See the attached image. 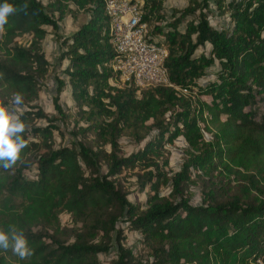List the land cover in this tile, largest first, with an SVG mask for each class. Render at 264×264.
Returning a JSON list of instances; mask_svg holds the SVG:
<instances>
[{
	"label": "trees",
	"instance_id": "trees-1",
	"mask_svg": "<svg viewBox=\"0 0 264 264\" xmlns=\"http://www.w3.org/2000/svg\"><path fill=\"white\" fill-rule=\"evenodd\" d=\"M165 1L147 0L143 20L163 39L170 86L137 94L132 86L109 85L117 55L102 0H55L48 7L7 0L16 11L0 31V98L8 104L14 93L23 95L28 146L13 168H0V229L23 230L33 254L20 260L0 249V264H143L122 244L127 231L151 244L145 264H264V0H189L168 22ZM77 12L88 19L59 37L67 66L51 118L36 104L49 66L42 44L46 28L57 36L58 23ZM216 16L227 21L214 27L209 18ZM24 36L28 47L18 44ZM66 87L72 109L59 104ZM176 89L196 94L179 96ZM56 132L68 138L59 147ZM179 137L186 160L163 197L167 177L157 158L166 163L162 150ZM121 138L142 146L125 157ZM135 171L145 172L139 180L146 201L138 205L121 180ZM242 171H255L248 178L258 197H246V186L231 188L246 179ZM192 174L206 177L197 205L187 191ZM223 174L226 181L216 179ZM62 214L73 227H61ZM111 253L110 261L100 260Z\"/></svg>",
	"mask_w": 264,
	"mask_h": 264
},
{
	"label": "rangeland",
	"instance_id": "rangeland-1",
	"mask_svg": "<svg viewBox=\"0 0 264 264\" xmlns=\"http://www.w3.org/2000/svg\"><path fill=\"white\" fill-rule=\"evenodd\" d=\"M43 5L49 6L51 5L55 0H40ZM189 0H166L163 3V8L165 11V14L167 16V22L171 20V14L173 10H182L188 5ZM216 11L215 13H217ZM227 16L223 17H218L209 20L211 21V24L214 27H219L223 22L227 21ZM87 15L82 14L77 12L76 17L72 18L71 16H68L64 18L62 21L58 23L59 30L57 31V36L54 35V33L51 31L50 28H46L48 31V36L45 38L42 44V48L44 50L45 57L47 61L49 62V66L47 69V74L46 76L41 80V89L39 92V98L36 101V104L48 115V117H53L55 116V111L52 103V99L54 97V92L56 89V82L60 78H64L63 71L67 66V62L60 61V55L63 50L62 46V40L59 39V37L67 38L70 35H72L74 32L78 30V28L85 24L87 21ZM188 22V21H187ZM184 27V26H183ZM181 27V30H184V28ZM18 44H22L25 47H28L31 42V38L29 37H21L18 40ZM208 50V49H207ZM176 92L179 96H185V97H191L196 94L195 89H176ZM59 104L61 105L62 108L64 109H69V108H74V100L70 95V90L68 87H66L61 93L59 97ZM23 110V109H22ZM21 112H18L17 114L19 115ZM37 125H45V122L43 121H37ZM83 126V125H81ZM73 127V124H69L66 126V128H62V132L65 133V136L68 135V133L71 132ZM204 138L207 142L212 141L211 139V134L203 131ZM93 135H88L87 138L89 140H92L93 142ZM55 146L59 147L68 138L65 140L61 139L57 132L55 133ZM120 144H121V151L123 155L128 156L132 153H134L138 148L142 145H134L130 140L126 138H121L120 139ZM107 150H109V147H105ZM186 144L184 140L179 137L175 139L171 144L166 145V148L162 150V154L164 157L167 158V162L163 163L161 158H157V163L160 165V170H162L167 177V180L163 183L161 189H160V194L163 197H170L172 193L171 189V180L173 176L178 173L181 170V166L183 162L186 160V155L184 153L186 149ZM103 170H105V167H103ZM151 170V169H149ZM193 170H190L192 172ZM243 176L246 177V179H240V181L232 182L231 183V188L235 189L237 186H246V197H258V193L251 187L250 184V179L248 176L250 175H255V171H247L244 172L242 171ZM145 174L144 171H135L133 175L131 173L127 172L124 177L121 178L124 187L128 190L129 192V201L132 204H143L146 201V194L142 191L141 184L139 177H143ZM216 174V173H215ZM225 179H223V178ZM216 178L217 180H223L226 181L227 176L223 174ZM257 178V177H256ZM206 180V177H201L200 179L195 176L191 175V182L192 183H187V191L191 193L193 196L191 198V203L194 205H197L200 203V190L203 186V182ZM219 181L217 182V185L220 186ZM240 182V183H239ZM238 184V185H237ZM260 186L264 187V181H260ZM248 190V191H247ZM60 223L61 227L63 228H71L74 226L73 224V219L67 215V214H62L60 216ZM124 240H123V245L125 248H129L132 250L134 254V261L139 262V263H148L151 260V244L144 242V236L141 233H135V232H125L124 234ZM154 243H156L154 241ZM156 245V244H155ZM156 248H158L156 246ZM114 253H111L110 255L107 256H101L100 260L102 262H108L112 259Z\"/></svg>",
	"mask_w": 264,
	"mask_h": 264
},
{
	"label": "built area",
	"instance_id": "built-area-1",
	"mask_svg": "<svg viewBox=\"0 0 264 264\" xmlns=\"http://www.w3.org/2000/svg\"><path fill=\"white\" fill-rule=\"evenodd\" d=\"M102 1L110 22L111 44L117 55L112 65L117 78L109 85L115 90L132 86L137 94L149 87H169L163 39L153 37L143 20L147 0Z\"/></svg>",
	"mask_w": 264,
	"mask_h": 264
},
{
	"label": "clouds",
	"instance_id": "clouds-1",
	"mask_svg": "<svg viewBox=\"0 0 264 264\" xmlns=\"http://www.w3.org/2000/svg\"><path fill=\"white\" fill-rule=\"evenodd\" d=\"M24 7L27 8V4ZM15 11L7 0L0 4V31L8 23V16ZM23 105L24 97L19 92L13 94L8 104L4 103V98H0V168L4 170L13 168L20 160L23 149L28 146L23 135L26 124L17 114L22 112ZM0 249L11 250L20 260L33 254L24 231L15 225L9 226L7 230L0 229Z\"/></svg>",
	"mask_w": 264,
	"mask_h": 264
}]
</instances>
